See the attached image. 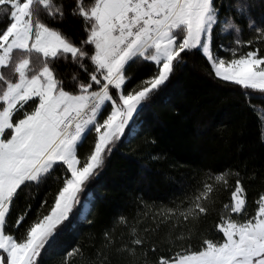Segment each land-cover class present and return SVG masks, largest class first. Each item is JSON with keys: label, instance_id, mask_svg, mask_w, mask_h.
Listing matches in <instances>:
<instances>
[{"label": "snow or ice", "instance_id": "obj_1", "mask_svg": "<svg viewBox=\"0 0 264 264\" xmlns=\"http://www.w3.org/2000/svg\"><path fill=\"white\" fill-rule=\"evenodd\" d=\"M71 20L78 35L67 28ZM197 58L219 85L264 95V0H0V264H46L43 254L66 233L92 223L85 191ZM137 68L147 74L137 77ZM205 175L212 182L182 211L162 213L191 225L186 231L142 236L133 227L117 243L113 226L127 223L121 215L86 264H111L112 252L125 264H264V192L250 213L247 173ZM229 177L215 235L201 231L216 210V185ZM253 178L264 182V171ZM53 185L51 203L47 193L39 202L31 195ZM84 253L73 246L58 264Z\"/></svg>", "mask_w": 264, "mask_h": 264}, {"label": "trees", "instance_id": "obj_2", "mask_svg": "<svg viewBox=\"0 0 264 264\" xmlns=\"http://www.w3.org/2000/svg\"><path fill=\"white\" fill-rule=\"evenodd\" d=\"M67 28L79 34V21L71 20ZM137 77L146 75L143 68L134 69ZM142 131L114 152L108 167L96 184L84 193L92 194L95 205L88 216L91 224L81 220L77 232L66 233L56 249L44 253L46 264H58L59 258L73 246H83L84 259L65 257L75 264H86L96 259L103 232L113 226L115 218L127 217V223L113 226L117 243L127 240L134 227L140 235L154 236L157 231L166 233L186 231L175 216L165 219L163 212L169 208L182 211L208 181L206 173L237 171L248 189L249 212L258 193L264 192V182L257 173L264 171V95L245 96L218 84L206 74L202 59L189 61V66L152 103L143 117ZM94 133L79 149L86 154L92 147ZM233 177L229 183L216 185L213 198L215 211L200 225L201 231L215 235L214 223L224 203L229 202ZM55 186L33 190L31 195L39 202L47 193L52 201ZM179 223V227L173 228ZM127 257L109 255L111 264H125ZM99 264V262H98Z\"/></svg>", "mask_w": 264, "mask_h": 264}, {"label": "rangeland", "instance_id": "obj_3", "mask_svg": "<svg viewBox=\"0 0 264 264\" xmlns=\"http://www.w3.org/2000/svg\"><path fill=\"white\" fill-rule=\"evenodd\" d=\"M87 197H88V195L85 198H87Z\"/></svg>", "mask_w": 264, "mask_h": 264}]
</instances>
